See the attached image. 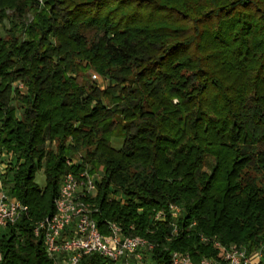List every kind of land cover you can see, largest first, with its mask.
I'll return each mask as SVG.
<instances>
[{
  "label": "trees",
  "instance_id": "trees-1",
  "mask_svg": "<svg viewBox=\"0 0 264 264\" xmlns=\"http://www.w3.org/2000/svg\"><path fill=\"white\" fill-rule=\"evenodd\" d=\"M8 8L35 18L27 39L0 38V145L23 159L8 193L28 207L0 230V264H54L33 227L54 213L62 176L87 164L102 168L99 227L148 237L151 264H170L172 250L219 257L213 239L264 243V0H0L2 23ZM90 66L110 83L89 79Z\"/></svg>",
  "mask_w": 264,
  "mask_h": 264
},
{
  "label": "built area",
  "instance_id": "built-area-1",
  "mask_svg": "<svg viewBox=\"0 0 264 264\" xmlns=\"http://www.w3.org/2000/svg\"><path fill=\"white\" fill-rule=\"evenodd\" d=\"M67 163L74 165L71 160ZM16 165L15 154L7 149L0 152V230L15 224L28 208L4 187L7 168ZM100 176L101 173H92L88 168L78 174L72 171L65 173L55 198L54 213L35 223L34 234L42 236L46 253L54 264H83V256L95 254L104 256L113 264H145V254L155 248V243L148 237L128 234L116 221L107 222L106 233L101 230L94 218L99 210L94 198L98 193ZM181 211L179 204L169 205L168 212L173 218H177ZM166 216L167 211L160 210L155 220ZM172 228V232L177 233L175 223ZM202 240L210 241L206 237ZM213 243L219 250V257H203L195 262L188 252L172 250L170 264H256L254 259L261 260L264 256V243L251 252L243 245H225L216 239Z\"/></svg>",
  "mask_w": 264,
  "mask_h": 264
},
{
  "label": "rangeland",
  "instance_id": "rangeland-1",
  "mask_svg": "<svg viewBox=\"0 0 264 264\" xmlns=\"http://www.w3.org/2000/svg\"><path fill=\"white\" fill-rule=\"evenodd\" d=\"M38 1L40 3V6L42 7L44 5V0H38ZM7 14H8V17L5 18L3 23L0 22V38L9 40V39H11V35L13 34V32L14 33L16 32V34L20 40L27 39L28 34L26 32H23L21 27H22L23 23L26 22V24H28L34 20L35 12L30 11L27 13V15L21 17V16L15 14L14 9L8 8ZM11 20L15 21V25H13L11 23ZM84 64L87 65L88 62L85 61ZM86 76L89 79H92L95 82H97V84H99V86H101V87H105L107 84L110 83V81L108 79L103 78L101 75H99V73H97L91 66L88 68V70L86 72ZM12 87L17 89L20 94H24V95H26L28 93V90H29V87L21 80L14 81L12 83ZM18 105H19V103L17 104V106ZM20 113H21V110L19 109L18 115H20ZM70 141H71V138H69L67 142L69 143ZM122 142H123V140L121 138H115V137L113 138V141H112V143L115 147H120L122 145ZM46 148L56 150L57 149L56 141L47 139ZM5 149L6 148L4 146L0 145V152H3ZM10 153H13V152H10ZM13 154H15V158L17 159V165L16 166L19 167V165L23 161V159L20 157V154L18 152H14ZM83 159H84L83 154L80 153L74 157H67L66 163L68 162V160H71L74 162V165H79L83 162ZM214 163H215V158L213 156H208L204 170L207 172H211L212 165H214ZM85 168H88L89 170H91L92 173H98V172L100 173L102 170V168L97 169V170H92V166L90 164H87ZM10 170H11V168H7V170L4 174V180H3L4 187L7 191H9L10 186L13 184V182H12L13 172ZM101 179H102V176H100L99 180H101ZM36 181L42 187H44L46 185V176H45L43 167L37 171ZM236 245H241V244H236ZM145 264H151L149 257L145 261Z\"/></svg>",
  "mask_w": 264,
  "mask_h": 264
},
{
  "label": "crops",
  "instance_id": "crops-1",
  "mask_svg": "<svg viewBox=\"0 0 264 264\" xmlns=\"http://www.w3.org/2000/svg\"><path fill=\"white\" fill-rule=\"evenodd\" d=\"M254 261L256 262V264H258L261 260H259L258 258L254 259Z\"/></svg>",
  "mask_w": 264,
  "mask_h": 264
}]
</instances>
